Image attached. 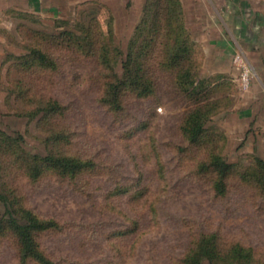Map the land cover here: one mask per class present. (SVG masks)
Returning <instances> with one entry per match:
<instances>
[{
	"label": "rangeland",
	"instance_id": "rangeland-1",
	"mask_svg": "<svg viewBox=\"0 0 264 264\" xmlns=\"http://www.w3.org/2000/svg\"><path fill=\"white\" fill-rule=\"evenodd\" d=\"M53 1L57 6L48 10L0 19V128L24 135L26 155L60 152L93 163L74 177L45 169L38 178L26 176L16 161L8 164L10 194L58 221L39 237L52 264H183L198 238L211 233L222 248L239 242L264 261V195L242 176L264 157V0H180L194 77L204 81L200 95L216 102L208 146L184 134L197 101L179 85L176 68L162 65L160 45L148 56L152 93L128 86L119 106L104 100L108 83L123 71L122 54L141 41L136 33L146 0ZM62 19L79 20L67 27L77 26L82 35L102 34L116 48L115 65L101 63L97 48L85 41L70 46L55 38L66 27ZM40 36L56 64L25 72L14 56ZM237 54L251 66L246 89ZM49 99L63 106L61 113L17 115ZM214 148L236 164L224 195L200 169ZM0 264L41 263L23 261L8 233L0 238Z\"/></svg>",
	"mask_w": 264,
	"mask_h": 264
},
{
	"label": "trees",
	"instance_id": "trees-1",
	"mask_svg": "<svg viewBox=\"0 0 264 264\" xmlns=\"http://www.w3.org/2000/svg\"><path fill=\"white\" fill-rule=\"evenodd\" d=\"M25 12L34 13L35 11L22 10L21 8L9 10V14H16L14 16ZM143 14L136 33L141 41L135 39V42L137 41L135 51L133 49L134 42H132L126 54H122L123 71L120 75H116L114 80L108 81L104 100L110 106H119L121 92L128 86L138 94L152 93L154 80L149 76L147 62L149 54L160 45L163 57L162 65L176 68L179 85L197 101L186 116L183 127L184 134L191 143L204 144L207 142L208 146L212 138L207 135L209 131L207 123L216 108V102L208 101L204 98V94L200 95L204 81H196L194 77L192 41L183 16L182 3L180 0H146ZM59 22L66 27L63 26L64 29L55 34V38H66L70 46H80L81 42L85 41L86 44L97 48L101 63L115 65L117 59L113 60L112 50L116 48H111L102 34L101 36L93 35V37L87 33L82 35L77 26L67 27L68 24L80 23L79 20L72 22L62 19ZM41 40H44V37L40 36L39 42L29 47L24 54L14 56L15 61L18 60L19 66L21 65V70L26 72L28 68H53L55 66V60L43 48ZM117 55H121V53L118 52ZM21 84L22 81H19L17 87L19 94L24 96L26 90ZM13 90L10 89V91ZM35 105L33 108H23L22 111H17V115L34 116L42 111L44 114L50 115L61 113L63 109V106L53 99ZM23 141L22 133L13 134L0 128V203L5 207V211L0 212V238L8 233L14 236L19 245L20 258L23 261L33 259L41 264H52L51 258L41 249L39 237L58 228V221L53 218L40 217L32 209L21 205L20 198L16 193L11 192L10 194L12 168L8 164L16 161L26 176L38 178L45 169L52 170L62 177H74L92 166L93 163L88 159L84 160L60 152H48L46 155L41 153L26 155L27 151L22 144ZM200 169L214 176L213 185L216 193L224 195L228 190V179L236 172V164L229 162L219 150L214 148L209 156L200 163ZM242 176L245 180L256 185L260 193L264 195V157H256L253 165ZM206 263L264 264V261L257 260L253 247L245 246L239 242L222 248L218 236L211 233L201 235L195 246L183 258V264Z\"/></svg>",
	"mask_w": 264,
	"mask_h": 264
},
{
	"label": "crops",
	"instance_id": "crops-1",
	"mask_svg": "<svg viewBox=\"0 0 264 264\" xmlns=\"http://www.w3.org/2000/svg\"><path fill=\"white\" fill-rule=\"evenodd\" d=\"M49 3L52 5L49 6ZM56 6L53 0H0V19H4L9 14V10L13 8L40 12Z\"/></svg>",
	"mask_w": 264,
	"mask_h": 264
},
{
	"label": "built area",
	"instance_id": "built-area-1",
	"mask_svg": "<svg viewBox=\"0 0 264 264\" xmlns=\"http://www.w3.org/2000/svg\"><path fill=\"white\" fill-rule=\"evenodd\" d=\"M234 60L238 66L239 73L241 75V86L242 88L246 89L250 81L249 77L251 73V66L244 58H242L240 54H237Z\"/></svg>",
	"mask_w": 264,
	"mask_h": 264
}]
</instances>
